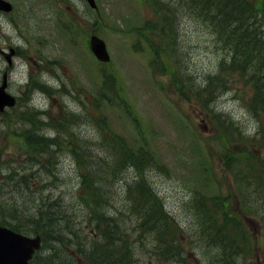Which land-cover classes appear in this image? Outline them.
I'll use <instances>...</instances> for the list:
<instances>
[{"label":"rangeland","instance_id":"rangeland-1","mask_svg":"<svg viewBox=\"0 0 264 264\" xmlns=\"http://www.w3.org/2000/svg\"><path fill=\"white\" fill-rule=\"evenodd\" d=\"M8 1L15 9L8 15L0 14V47L6 52L8 47L15 48L16 55L9 68L0 57V76L8 69L7 92L18 102L15 108L0 115V168L5 171L14 166L20 168V174H32L26 190L28 200L47 196L67 209L76 221L84 218L74 186L76 159L83 166L87 162L74 159L69 149L74 140L90 138L91 151L103 155L104 143L95 139L98 135L92 122L103 118L124 138L141 134L144 144L152 146L164 164L162 169L148 170L151 164L146 163L142 168L148 184L176 223L177 247L166 250L156 245L150 231L138 229V214L125 203V184L135 177L130 166L112 172L111 151L98 161L102 174L111 175L99 186L100 195L109 197L107 203L102 197L98 200L99 208L108 204L113 210H123L116 222L119 230L122 228L127 234L123 238L130 246L134 264H207L210 255L220 254L218 239L206 240L208 228L200 231L205 241L199 238L196 232L202 223L199 217L196 222L194 216L200 208L224 211L223 206L246 233L250 254L240 259L242 263L264 264V195L249 171L256 169L264 184V116L255 117L247 107L250 88L230 74L224 76L225 86L211 101L183 100L175 89L170 69L164 75L152 69L147 46L143 49L140 38L130 32L132 27L152 18L151 10L138 0H97L101 13L98 23L97 15L88 11L82 0ZM182 13L179 9L178 17ZM71 28L80 33L68 36ZM178 32V53L186 56L188 72L199 84L224 53L210 43L207 30L193 18L181 21ZM92 33L108 47L111 61L106 65H96L91 54H87L85 43ZM105 76L111 84L101 86ZM204 104L209 105V110L203 108ZM29 116L39 120L40 132L60 144L38 171L24 155L21 123L29 125ZM63 116H74L67 122L70 128L61 125ZM15 121L22 122L12 129ZM216 126H226L232 132L226 130L224 145L218 142ZM198 163L202 165V175ZM15 174L16 179L18 173ZM259 178L255 176L257 181ZM193 191L211 196L207 197L211 200H204L203 206L197 201L191 204ZM81 236L89 239L91 230L86 229ZM211 262L221 264V258Z\"/></svg>","mask_w":264,"mask_h":264},{"label":"trees","instance_id":"trees-1","mask_svg":"<svg viewBox=\"0 0 264 264\" xmlns=\"http://www.w3.org/2000/svg\"><path fill=\"white\" fill-rule=\"evenodd\" d=\"M157 20L153 23L145 22L137 31L140 37L149 42L150 37H155L160 44L161 51L166 57L159 60L163 71L170 69L174 80L175 89L182 99L190 98L201 102L211 101L216 94L225 86L224 76L235 75L251 90L247 107L255 117L264 116V38L262 37L264 26V0H146ZM182 9V15L178 17V11ZM188 16L197 20L208 28L213 34V43L224 56L219 60L217 69L203 75L201 85L193 84L194 78L189 75L186 56L177 54L179 42L177 41L176 26L180 17ZM163 44V46H162ZM155 56H159L158 49L151 46ZM132 117V116H130ZM73 118L69 116L68 119ZM133 123L134 119L132 118ZM29 128L24 129L22 134L26 152L24 155L31 159L38 171L43 162H48L52 151L59 146L55 138H48L41 134L30 132L38 130L39 120L33 116L28 118ZM96 129L101 131L98 137L102 141L108 140L107 150L111 151L115 164L118 166L126 161L135 168L138 179L129 186L128 201L130 209L135 210L140 222L138 228H147L148 231L160 242L161 247L166 249L164 241L166 235H170L171 222L162 210V205L156 194L143 181V164H155L157 169H162L164 164L156 151L148 143L144 144L143 137L135 140H127L116 133L108 124L101 119L92 121ZM135 124V123H134ZM12 128V126H11ZM95 129V130H96ZM138 130V129H137ZM29 132V133H28ZM73 139L72 129L70 130ZM64 137H68L66 133ZM140 137V136H139ZM97 139V138H95ZM87 143V146H84ZM90 138L73 142L69 151L76 157L83 158L91 148ZM54 147V148H52ZM77 147V151L75 148ZM84 154V155H83ZM77 182L74 190L83 206L84 225L76 227L67 209H64L55 199L47 196L37 197L31 202H19L14 196L6 197V190L10 195L14 192L29 189L32 182V174H20V168L10 166L0 178V225H6L16 232L25 234H39L42 238V248L53 249L59 243L58 249L44 255L36 254L30 264H134L131 259L129 247L122 236L117 224V210L109 213L107 204L99 208L98 200L106 199L105 194L100 195V185L104 180L109 181V174L97 168L98 161L83 164L76 159ZM46 166V164H44ZM43 167V166H42ZM1 169V168H0ZM25 169V167H21ZM1 173V172H0ZM15 173H18L15 179ZM102 175L105 179H102ZM83 192V193H82ZM80 193V194H79ZM204 194L197 191L196 201ZM195 201V202H196ZM203 206V203H200ZM194 208V207H193ZM112 209V208H111ZM194 218L199 217L201 225L199 231L206 230L210 239L222 237V252L229 256L224 264H237L234 253L243 255L246 239L240 231L241 242L233 241L231 244L224 234L215 233V225L223 224L226 215H214L204 208L196 210ZM69 217V218H68ZM91 228V239L85 244L81 233L85 228ZM213 233V234H212ZM212 234V235H211ZM94 236V237H93ZM173 241V240H171ZM173 244V243H171ZM73 245V246H72ZM174 245V244H173ZM247 249V247H246Z\"/></svg>","mask_w":264,"mask_h":264},{"label":"water","instance_id":"water-1","mask_svg":"<svg viewBox=\"0 0 264 264\" xmlns=\"http://www.w3.org/2000/svg\"><path fill=\"white\" fill-rule=\"evenodd\" d=\"M91 7H95L93 0H86ZM11 6L9 3L0 0V10L8 12ZM90 49L95 57L100 61H107L108 55L104 43L99 38H90ZM8 58V56H7ZM6 79L3 77L0 85V111L4 106H12L14 99L5 93ZM39 238H26L18 234L11 233L0 228V264H27L34 248H37Z\"/></svg>","mask_w":264,"mask_h":264},{"label":"bare ground","instance_id":"bare-ground-1","mask_svg":"<svg viewBox=\"0 0 264 264\" xmlns=\"http://www.w3.org/2000/svg\"><path fill=\"white\" fill-rule=\"evenodd\" d=\"M21 126L23 127V129H26V128L28 129L29 128V125H27L26 123H21ZM30 132H33L36 135L37 134H40L36 130H31L30 129ZM100 133H101V131L99 129H96L95 135H98V136L95 137V138H98L101 135ZM103 155H106V154L104 153ZM103 155L97 154V153H95L93 151H89L86 155H84V157L82 159H84L87 163H92L93 161H99V159H102L103 158L102 157Z\"/></svg>","mask_w":264,"mask_h":264}]
</instances>
